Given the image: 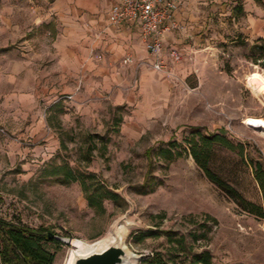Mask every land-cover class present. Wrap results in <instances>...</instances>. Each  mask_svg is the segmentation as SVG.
<instances>
[{"label":"rangeland","instance_id":"1","mask_svg":"<svg viewBox=\"0 0 264 264\" xmlns=\"http://www.w3.org/2000/svg\"><path fill=\"white\" fill-rule=\"evenodd\" d=\"M60 1L0 0L7 50L27 54L40 49L37 40L46 44L44 31L32 35L33 18ZM90 1L103 13L116 0ZM248 2L264 10V0ZM215 32L220 37L198 56L196 72L158 104L100 102L83 114L68 105L49 114L42 102L26 114L0 106V218L47 229L60 243L47 248L52 264L68 263L70 242L91 246L108 239L116 223L131 264L157 252L187 264L190 254L204 251L212 264H264V219L242 211L190 155L188 142L196 134H220L242 145V156L215 146L209 168L247 202L262 206L250 166L251 159L264 163V84L251 79L255 71L264 74L250 59L256 39L245 42L228 25ZM20 59L16 54L7 64ZM62 166L83 174L89 193L97 182L116 198L103 201L101 212L89 208L78 182L49 176ZM168 237H182L185 252L175 254Z\"/></svg>","mask_w":264,"mask_h":264},{"label":"crops","instance_id":"2","mask_svg":"<svg viewBox=\"0 0 264 264\" xmlns=\"http://www.w3.org/2000/svg\"><path fill=\"white\" fill-rule=\"evenodd\" d=\"M174 1L178 4L173 16L175 28L166 34L164 46L179 51L183 61L172 82L152 71L135 27L108 24L107 12L114 3L103 13L97 12L90 0L56 2L42 16L37 11L32 35L44 31L42 37L47 43L37 40L41 50L27 54L7 50L8 22L3 7L0 106L26 114L42 102L49 114L55 109L67 111V105L83 114L100 102L114 107L155 105L157 100L167 99L181 78L196 72L198 56L210 49L213 38L220 37L215 32L217 27L236 28L237 37L242 36L245 42L264 39V10L248 0ZM16 54L21 59L14 66L8 65L7 59ZM127 55L135 63L123 67L121 60ZM68 95H72L69 103L57 100Z\"/></svg>","mask_w":264,"mask_h":264},{"label":"trees","instance_id":"3","mask_svg":"<svg viewBox=\"0 0 264 264\" xmlns=\"http://www.w3.org/2000/svg\"><path fill=\"white\" fill-rule=\"evenodd\" d=\"M250 59L264 71V39L256 40L250 48ZM259 62V63H258ZM251 79L256 83L264 84V74L255 71ZM120 120V119H119ZM190 155L196 165L202 170L209 182L215 185L226 196L231 198L242 211L257 218L264 219V163L260 160L251 159L250 166L253 179L257 185L262 199V206H256L247 202L231 185L221 179L209 168L210 156L215 146L229 151H237L242 156V145H233L228 139L220 134L216 135H193L189 140ZM63 184L78 182L84 192L88 207L96 212L102 211V203L105 200H113L116 195L103 189L95 182L93 190L89 193L84 175L78 170L69 167H59L49 175ZM94 178L93 175H85ZM170 245L174 246L175 254L185 252L186 245L182 237L171 239ZM60 244L52 238H48V230L43 227L28 229L0 218V264H52L54 255L49 253V245ZM185 254V253H184ZM176 256V255H175ZM137 264H177L174 259H167L161 253H152L142 256ZM187 264H212L211 256L207 251L190 254Z\"/></svg>","mask_w":264,"mask_h":264},{"label":"built area","instance_id":"4","mask_svg":"<svg viewBox=\"0 0 264 264\" xmlns=\"http://www.w3.org/2000/svg\"><path fill=\"white\" fill-rule=\"evenodd\" d=\"M177 8L174 0H118L107 12L109 25H132L136 28L150 60V68L171 82L177 79L176 69L182 63L183 56L175 49H166L164 40L166 34L175 28L173 16ZM134 63L129 55L121 60L123 67ZM64 99L69 101L72 95Z\"/></svg>","mask_w":264,"mask_h":264},{"label":"water","instance_id":"5","mask_svg":"<svg viewBox=\"0 0 264 264\" xmlns=\"http://www.w3.org/2000/svg\"><path fill=\"white\" fill-rule=\"evenodd\" d=\"M119 226V223H116L111 229L113 239L105 247L86 255H76L71 264H124L126 261L131 264L130 255L124 246V235ZM48 238H52V235L48 234ZM73 242L69 243L72 248Z\"/></svg>","mask_w":264,"mask_h":264},{"label":"bare ground","instance_id":"6","mask_svg":"<svg viewBox=\"0 0 264 264\" xmlns=\"http://www.w3.org/2000/svg\"><path fill=\"white\" fill-rule=\"evenodd\" d=\"M112 239L113 238L110 236V237H108V239H102V240L98 241L97 243H95V244H93L91 246H83L82 243L75 242L73 244L74 245L73 253L70 255L67 264H71L73 258L76 255H86L88 253L97 251L98 249H101V248L105 247L109 243V241L112 240ZM124 264H129V262L126 261Z\"/></svg>","mask_w":264,"mask_h":264}]
</instances>
